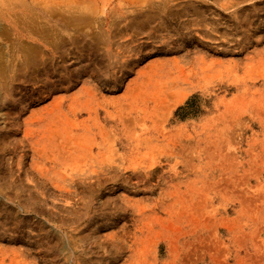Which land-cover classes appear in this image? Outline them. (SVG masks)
Listing matches in <instances>:
<instances>
[{
    "label": "rangeland",
    "instance_id": "1",
    "mask_svg": "<svg viewBox=\"0 0 264 264\" xmlns=\"http://www.w3.org/2000/svg\"><path fill=\"white\" fill-rule=\"evenodd\" d=\"M0 264H264V0H0Z\"/></svg>",
    "mask_w": 264,
    "mask_h": 264
},
{
    "label": "bare ground",
    "instance_id": "2",
    "mask_svg": "<svg viewBox=\"0 0 264 264\" xmlns=\"http://www.w3.org/2000/svg\"><path fill=\"white\" fill-rule=\"evenodd\" d=\"M85 10V9H84ZM10 77V76H9Z\"/></svg>",
    "mask_w": 264,
    "mask_h": 264
}]
</instances>
